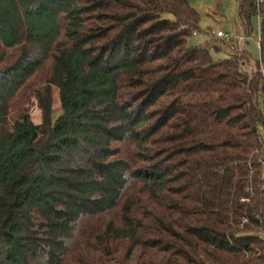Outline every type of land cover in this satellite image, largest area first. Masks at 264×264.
Wrapping results in <instances>:
<instances>
[{
  "label": "trees",
  "instance_id": "obj_1",
  "mask_svg": "<svg viewBox=\"0 0 264 264\" xmlns=\"http://www.w3.org/2000/svg\"><path fill=\"white\" fill-rule=\"evenodd\" d=\"M257 13L253 63L191 0H0V264H264Z\"/></svg>",
  "mask_w": 264,
  "mask_h": 264
},
{
  "label": "rangeland",
  "instance_id": "obj_2",
  "mask_svg": "<svg viewBox=\"0 0 264 264\" xmlns=\"http://www.w3.org/2000/svg\"><path fill=\"white\" fill-rule=\"evenodd\" d=\"M191 5L200 14V28L195 35L188 40L189 46L204 45L211 39V35L219 40L215 33L218 31L230 37V44L234 43L235 47L242 51L245 50L252 57V61L260 59V45L258 42V19L252 20V31L247 35L243 26L238 19V0H191ZM171 18V15H167ZM223 54L230 52L227 47H223ZM214 54V50L211 48ZM215 57H217L214 54ZM53 108L56 119L61 114V103L59 92L53 88ZM31 119L38 124L41 116L37 108H33ZM264 138V132L262 133Z\"/></svg>",
  "mask_w": 264,
  "mask_h": 264
},
{
  "label": "built area",
  "instance_id": "obj_3",
  "mask_svg": "<svg viewBox=\"0 0 264 264\" xmlns=\"http://www.w3.org/2000/svg\"><path fill=\"white\" fill-rule=\"evenodd\" d=\"M263 4H264V0H255V6H256L257 11H258L257 14H259V12H260V8H261V6H262ZM259 23H260V18L258 17V29H260ZM216 35H217L219 38H225V39L229 40V37H228L226 34H224L223 32H220V31H219V32L216 33ZM258 41H260V40H258ZM262 239H263V242H264V233H263V235H262Z\"/></svg>",
  "mask_w": 264,
  "mask_h": 264
},
{
  "label": "crops",
  "instance_id": "obj_4",
  "mask_svg": "<svg viewBox=\"0 0 264 264\" xmlns=\"http://www.w3.org/2000/svg\"><path fill=\"white\" fill-rule=\"evenodd\" d=\"M219 32V31H218Z\"/></svg>",
  "mask_w": 264,
  "mask_h": 264
}]
</instances>
